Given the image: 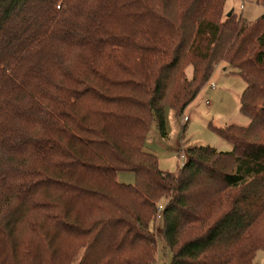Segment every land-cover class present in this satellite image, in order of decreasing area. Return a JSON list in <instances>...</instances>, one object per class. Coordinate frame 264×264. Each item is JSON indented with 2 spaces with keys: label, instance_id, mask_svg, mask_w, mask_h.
I'll list each match as a JSON object with an SVG mask.
<instances>
[{
  "label": "trees",
  "instance_id": "trees-1",
  "mask_svg": "<svg viewBox=\"0 0 264 264\" xmlns=\"http://www.w3.org/2000/svg\"><path fill=\"white\" fill-rule=\"evenodd\" d=\"M226 1L0 0V264H156L159 240L169 264L254 263L264 12L224 16ZM218 65L245 81L250 124L214 128L232 151L161 169L152 124L167 138L165 107L182 116Z\"/></svg>",
  "mask_w": 264,
  "mask_h": 264
},
{
  "label": "rangeland",
  "instance_id": "rangeland-1",
  "mask_svg": "<svg viewBox=\"0 0 264 264\" xmlns=\"http://www.w3.org/2000/svg\"><path fill=\"white\" fill-rule=\"evenodd\" d=\"M259 0H227L224 16L231 11L242 15L248 20H255L264 12ZM218 65L214 74L205 87L199 92L196 99L187 107L182 116L178 117L175 110L165 107L166 128L168 137L164 138L154 122L145 148L158 156L160 168L167 171H176L181 164L180 151H187L192 146H210L219 151H232L233 146L222 139L214 130L229 125L248 126L249 118L240 111V99L246 88L243 78L231 69ZM187 73L192 76V67ZM212 84L216 88L210 87ZM207 101L209 104H207ZM187 116L188 120H184ZM117 179L126 184H134L135 175L130 171L118 172ZM160 221H154L151 229L159 237ZM171 251L164 248L162 240L158 242L156 264L170 263ZM253 264H264V250H259Z\"/></svg>",
  "mask_w": 264,
  "mask_h": 264
},
{
  "label": "built area",
  "instance_id": "built-area-1",
  "mask_svg": "<svg viewBox=\"0 0 264 264\" xmlns=\"http://www.w3.org/2000/svg\"><path fill=\"white\" fill-rule=\"evenodd\" d=\"M241 1H245V0H241ZM212 88H216V86L214 84L211 85ZM184 120H188V117L185 116L184 117ZM180 160H181V164L182 166L187 162L188 160V154H187V151L185 150H181L180 151ZM165 202L162 201L159 206H158V209H157V214H156V221H161L162 220V216H163V210L165 208Z\"/></svg>",
  "mask_w": 264,
  "mask_h": 264
},
{
  "label": "water",
  "instance_id": "water-1",
  "mask_svg": "<svg viewBox=\"0 0 264 264\" xmlns=\"http://www.w3.org/2000/svg\"><path fill=\"white\" fill-rule=\"evenodd\" d=\"M232 13H233V11H231L230 13H228V15H227V16H228V17H229V16H231V15H232Z\"/></svg>",
  "mask_w": 264,
  "mask_h": 264
},
{
  "label": "crops",
  "instance_id": "crops-1",
  "mask_svg": "<svg viewBox=\"0 0 264 264\" xmlns=\"http://www.w3.org/2000/svg\"><path fill=\"white\" fill-rule=\"evenodd\" d=\"M223 66V65H222ZM224 71H226V69H225V67H224V69H223ZM211 87V86H210ZM207 104H209V102L207 101Z\"/></svg>",
  "mask_w": 264,
  "mask_h": 264
}]
</instances>
